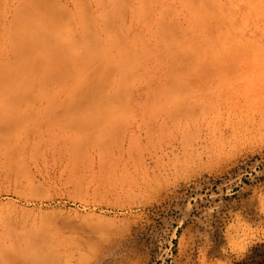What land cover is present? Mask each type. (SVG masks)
Listing matches in <instances>:
<instances>
[{
    "label": "rangeland",
    "instance_id": "1",
    "mask_svg": "<svg viewBox=\"0 0 264 264\" xmlns=\"http://www.w3.org/2000/svg\"><path fill=\"white\" fill-rule=\"evenodd\" d=\"M41 2L115 36L73 56L120 58L67 71L60 108L0 78V264L260 260L264 0ZM0 5L1 64L17 0Z\"/></svg>",
    "mask_w": 264,
    "mask_h": 264
},
{
    "label": "bare ground",
    "instance_id": "2",
    "mask_svg": "<svg viewBox=\"0 0 264 264\" xmlns=\"http://www.w3.org/2000/svg\"><path fill=\"white\" fill-rule=\"evenodd\" d=\"M41 1L17 0L16 15L13 21L10 22L7 31L9 33V46L16 48L17 57L12 55L15 57V59L14 57L12 58L13 61L7 59L0 64V78L5 90H13L23 78L24 84L17 87L21 89L20 91H24V93L29 95L28 98L33 97L36 100L34 102L37 103L39 101L42 106L47 108H60L64 102L62 97L54 92V87H57L56 82H59V84L67 83L65 81L68 76L67 71H72L69 72L70 76L79 75L83 71L96 68L97 63H101V61L108 65L109 58L112 57L114 60H119L120 57L117 53L110 54L111 57H108L106 53H102V57L98 59V53L91 52L89 54L85 51V56H73V51H80L78 48L79 36L95 37L96 35L98 37L103 32L106 35L105 40L109 49L113 47L115 36L108 32L106 33V29L102 25L83 22L84 13L82 11L74 14L64 9L63 5L51 8L43 4L46 1H43V3ZM41 3L45 7L38 5ZM188 48L190 46L185 45L178 51L179 53H184ZM16 51L13 50L15 53ZM26 69L29 72L33 69L35 76L29 80L24 77L28 72ZM37 72L39 74L42 73V75L38 76ZM21 86H24L25 90ZM85 88L90 90L92 87L86 86ZM27 95L24 96L25 99H27ZM90 99L93 102L96 97ZM3 113L10 115V113Z\"/></svg>",
    "mask_w": 264,
    "mask_h": 264
},
{
    "label": "trees",
    "instance_id": "3",
    "mask_svg": "<svg viewBox=\"0 0 264 264\" xmlns=\"http://www.w3.org/2000/svg\"><path fill=\"white\" fill-rule=\"evenodd\" d=\"M261 248L254 249V253H255L256 257H258L260 260L256 261L255 258H252V260H253L252 264H264V254L263 255H257V253L260 251Z\"/></svg>",
    "mask_w": 264,
    "mask_h": 264
}]
</instances>
